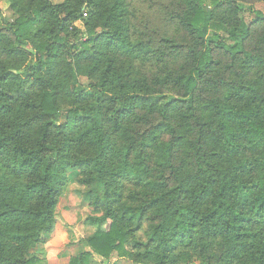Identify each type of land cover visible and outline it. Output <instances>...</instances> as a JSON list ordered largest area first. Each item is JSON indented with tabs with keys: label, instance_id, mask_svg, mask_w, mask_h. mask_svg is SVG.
<instances>
[{
	"label": "trees",
	"instance_id": "obj_1",
	"mask_svg": "<svg viewBox=\"0 0 264 264\" xmlns=\"http://www.w3.org/2000/svg\"><path fill=\"white\" fill-rule=\"evenodd\" d=\"M157 1L163 34L126 0H0V264L42 262L70 173L102 258L264 264V0Z\"/></svg>",
	"mask_w": 264,
	"mask_h": 264
},
{
	"label": "rangeland",
	"instance_id": "obj_2",
	"mask_svg": "<svg viewBox=\"0 0 264 264\" xmlns=\"http://www.w3.org/2000/svg\"><path fill=\"white\" fill-rule=\"evenodd\" d=\"M61 0H53V3H60ZM128 11L131 15V21L134 27L141 30L157 31L159 34H163L170 30L168 25V19L164 5L157 0H126ZM259 10L264 13V3H243V17L249 22L252 14L248 12V7ZM15 19V14L7 7L6 4L0 3V20L11 22ZM81 24L78 23L77 26ZM81 27V26H80ZM88 85V81L85 78H80L78 81V87L83 89ZM76 174H68V181L63 188L62 194L59 198V202L56 207V212L64 214L65 212H72V219H75V214H78V224L81 226L84 219L92 214L89 207L85 205L83 198V190L75 182ZM106 230L108 225H104ZM190 264H201L198 261H193Z\"/></svg>",
	"mask_w": 264,
	"mask_h": 264
},
{
	"label": "crops",
	"instance_id": "obj_3",
	"mask_svg": "<svg viewBox=\"0 0 264 264\" xmlns=\"http://www.w3.org/2000/svg\"><path fill=\"white\" fill-rule=\"evenodd\" d=\"M55 214L53 231L48 238H45V243L39 246L40 252L43 253L40 264H69L73 257L81 253H90L89 264H132L127 259L118 257L116 253L105 259L91 251L86 240L94 235L96 228L86 223L88 216L80 226L78 214L74 215V220L71 211ZM91 215L97 213L92 211ZM104 228L103 226L102 230L105 231Z\"/></svg>",
	"mask_w": 264,
	"mask_h": 264
}]
</instances>
